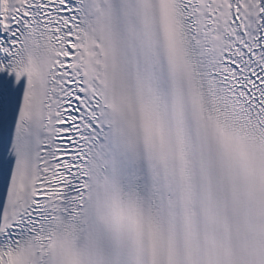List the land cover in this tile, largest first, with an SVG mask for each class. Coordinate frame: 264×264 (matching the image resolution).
Wrapping results in <instances>:
<instances>
[{
  "label": "snow or ice",
  "instance_id": "6c2138e0",
  "mask_svg": "<svg viewBox=\"0 0 264 264\" xmlns=\"http://www.w3.org/2000/svg\"><path fill=\"white\" fill-rule=\"evenodd\" d=\"M0 264H264V0H0Z\"/></svg>",
  "mask_w": 264,
  "mask_h": 264
}]
</instances>
